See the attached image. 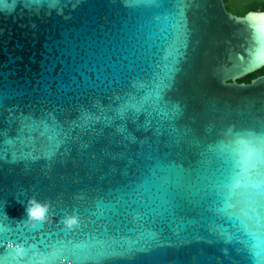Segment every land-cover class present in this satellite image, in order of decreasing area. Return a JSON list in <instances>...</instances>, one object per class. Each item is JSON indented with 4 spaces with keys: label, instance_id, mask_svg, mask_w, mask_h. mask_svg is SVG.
Listing matches in <instances>:
<instances>
[{
    "label": "water",
    "instance_id": "obj_1",
    "mask_svg": "<svg viewBox=\"0 0 264 264\" xmlns=\"http://www.w3.org/2000/svg\"><path fill=\"white\" fill-rule=\"evenodd\" d=\"M263 66L264 11L223 0H4L0 251L258 264L247 170L264 156V74L238 80Z\"/></svg>",
    "mask_w": 264,
    "mask_h": 264
},
{
    "label": "snow or ice",
    "instance_id": "obj_2",
    "mask_svg": "<svg viewBox=\"0 0 264 264\" xmlns=\"http://www.w3.org/2000/svg\"><path fill=\"white\" fill-rule=\"evenodd\" d=\"M3 3L4 0H0V5H2ZM247 171L251 172V187L255 190L251 201V208L248 214L253 218V223L255 225L256 232H264V210L261 209L259 200L260 193L262 190H264V156H261L258 151L251 158V166ZM247 179L248 176L246 175V173H238L232 175L229 178H226L223 183L225 193L231 192L233 189L240 187L245 183ZM31 215L36 218H41L44 216V209L36 207L34 210L31 211ZM77 219L68 221L70 230H74L79 227ZM2 232L3 227L0 226V233ZM244 232L245 235L249 237L255 236V233L250 231L247 227L244 228ZM2 239L3 237L0 238V241H2ZM262 239H264V237H262ZM13 242L19 243L18 240ZM253 246L254 248H260L264 247V244L254 243ZM256 259L258 261V264H264V251L257 252ZM0 260H2L4 264H28V250L26 249L19 255H17V253L11 249H9L7 252L0 251Z\"/></svg>",
    "mask_w": 264,
    "mask_h": 264
},
{
    "label": "trees",
    "instance_id": "obj_3",
    "mask_svg": "<svg viewBox=\"0 0 264 264\" xmlns=\"http://www.w3.org/2000/svg\"><path fill=\"white\" fill-rule=\"evenodd\" d=\"M226 8L234 14L243 15L249 10L264 11V0H223ZM264 74V66L240 78L239 82H249L252 78Z\"/></svg>",
    "mask_w": 264,
    "mask_h": 264
}]
</instances>
